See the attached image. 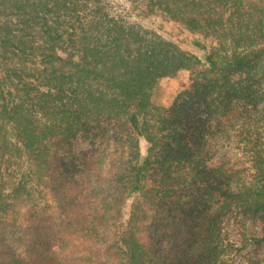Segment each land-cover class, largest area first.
Listing matches in <instances>:
<instances>
[{
    "label": "trees",
    "instance_id": "obj_1",
    "mask_svg": "<svg viewBox=\"0 0 264 264\" xmlns=\"http://www.w3.org/2000/svg\"><path fill=\"white\" fill-rule=\"evenodd\" d=\"M230 132L245 179L219 162ZM107 134L106 173L75 142ZM0 175V264H222L227 212L264 223V0H0Z\"/></svg>",
    "mask_w": 264,
    "mask_h": 264
},
{
    "label": "rangeland",
    "instance_id": "obj_2",
    "mask_svg": "<svg viewBox=\"0 0 264 264\" xmlns=\"http://www.w3.org/2000/svg\"><path fill=\"white\" fill-rule=\"evenodd\" d=\"M141 21L145 27L160 30L166 37L173 36L180 41L179 45L182 49L188 50L198 57L203 58L204 53L193 45L194 36H190L188 33L179 30L174 25L162 23L159 17L145 18ZM190 78V72L182 70L172 77L161 79L153 91V105L169 108L176 97L189 87L191 83ZM243 110V106L240 105L233 117L235 118V116L241 114ZM219 141L221 147L219 162H224L234 171H237L236 173L240 179L248 177L247 175L251 170V163L248 157L237 148L234 133L230 132L228 135L220 137ZM75 144L78 154L84 159H98L103 156L106 159L105 170L106 173L108 172L110 165L107 157L113 149V140L110 134L88 142L78 139ZM129 208L130 203L124 210L123 222L129 218ZM50 213L54 215V224L61 226V216L59 215L57 205L54 204L52 199H50ZM221 228L225 245L224 253L221 256L222 264H247V261L251 258H264V242H256L257 239H260L264 235L263 222L249 220L236 210H230L222 217ZM68 251L70 252L69 257L74 262L76 261L73 264H89L87 261L88 252L83 248H78L77 250H73L72 248ZM66 264L72 263L66 262Z\"/></svg>",
    "mask_w": 264,
    "mask_h": 264
}]
</instances>
